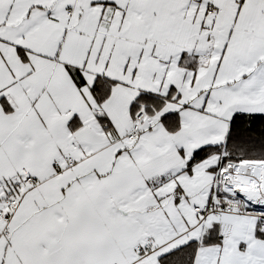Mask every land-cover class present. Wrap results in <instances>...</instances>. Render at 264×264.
<instances>
[{
	"label": "snow or ice",
	"instance_id": "1",
	"mask_svg": "<svg viewBox=\"0 0 264 264\" xmlns=\"http://www.w3.org/2000/svg\"><path fill=\"white\" fill-rule=\"evenodd\" d=\"M0 264H264V0H0Z\"/></svg>",
	"mask_w": 264,
	"mask_h": 264
}]
</instances>
